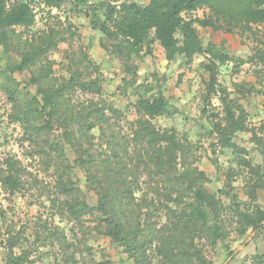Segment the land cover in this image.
Here are the masks:
<instances>
[{"label":"trees","instance_id":"16d2710c","mask_svg":"<svg viewBox=\"0 0 264 264\" xmlns=\"http://www.w3.org/2000/svg\"><path fill=\"white\" fill-rule=\"evenodd\" d=\"M67 3L68 13L64 10ZM199 10L207 13L193 17ZM71 13L84 15L89 28L101 35V50L120 61L121 91L125 94L130 89L135 97L134 121L127 122L123 112L105 100L102 71L82 47L77 27L69 19ZM38 14L45 20L34 31ZM197 27L246 36L251 54L233 57L222 46L204 45ZM155 43L167 62L181 60L188 65L201 57L198 67L207 76L203 104L211 106L214 98L220 103V112L208 113L205 106L201 110L209 124L206 134L215 141L214 148L230 152L238 169L228 172L226 184L214 193L204 188L209 180L203 172L183 165L191 152L187 138L153 123L156 117L170 115L163 86L136 83V58L150 55ZM61 44L67 45L62 56L64 73L57 75L51 56ZM0 51L4 56L12 52L18 59L9 64L8 75L0 72V85L14 82V73L27 72L28 85L35 88V95L12 116L23 127L25 141L37 146L40 158L54 162L46 152L48 139L43 140L45 146L37 140L59 133L58 141L48 148L58 159L53 178L58 202L55 205L53 200L52 207L60 219L82 225L83 217L93 218L94 231L109 239L133 264H209L205 246L220 244L231 257L227 242L242 239L249 231L255 237L264 232V209L256 203V192L264 189V172L243 158L247 152L233 141L238 133H250V143L264 155V124L249 127L239 98H230L231 92L218 82L221 67L229 66L231 74L237 75L245 65L254 68L257 83L264 81V0H149L146 5L119 0L93 4L87 0H0ZM235 87L237 94L256 92L264 98V90L253 84ZM5 92L12 98L16 88L5 87ZM122 121L131 132L126 141L115 132ZM108 147L112 149L104 155ZM116 148L121 149L120 154ZM71 164L84 173V185L95 196L93 204L72 180ZM243 172L248 176L245 185L250 203L241 206L228 191L233 176ZM22 173L18 160L4 157L0 161L1 189L10 196L20 191ZM144 178L151 182L141 189L140 179ZM154 178L166 188L153 184ZM223 198H229V203L224 204ZM224 215H231L236 224L229 231L234 233L232 240ZM4 219L0 211V220ZM6 235L5 244H0L6 252L5 264H24L26 252L16 250L19 237L10 229ZM55 242L59 248L67 244L58 228L50 233V245ZM255 258L256 264H264V254Z\"/></svg>","mask_w":264,"mask_h":264},{"label":"rangeland","instance_id":"374dc122","mask_svg":"<svg viewBox=\"0 0 264 264\" xmlns=\"http://www.w3.org/2000/svg\"><path fill=\"white\" fill-rule=\"evenodd\" d=\"M87 1L93 4L101 0ZM119 2H135L146 5L149 0H119ZM64 10L68 13V3L65 4ZM206 13L207 10H199L193 14V17L201 18ZM52 14H59L61 19L63 18V15L57 13L56 10H52ZM40 15L38 14L36 18L37 23L33 27L34 31L41 27L45 20V16H42L44 18L40 20ZM69 16L71 22L77 27L82 47L86 49L89 58L100 66L105 100L114 108L122 111L127 122L134 121L136 119L133 108L135 97L130 94V89L125 94L121 91L120 87L123 84L124 75L120 61L109 57L101 50L99 46L101 35L89 28L84 15L71 13ZM197 30L204 45L212 43L215 46H222L233 57L246 58L251 54V44L246 36L240 37L223 32H212L210 29L199 27ZM73 47L77 48L78 46L74 44ZM66 48V44H61L51 56V59L54 60L53 69L57 75L64 73L62 66L65 63L62 56ZM12 60H18L14 53L11 52L8 56H4L0 51V72H3L4 75H8V66ZM201 61V57H196L188 65H183L181 60L167 62L158 44H152L150 55L140 59L136 58V83L148 82L155 88L158 84L163 86V94L168 100L170 115L156 117L153 123L162 129H175L180 138H187L191 152L183 161V165L185 168H196L203 172L209 180L204 188L214 193L226 184V174L238 168L234 162L235 158L230 152L214 148L215 141L206 134L209 124L206 118L201 115V110L205 106L203 99L207 76L198 67ZM229 68L226 66L219 69L218 82L220 86L231 92L230 98L235 96L239 98V103L247 112V125L257 128L259 124H264V98L256 92L237 94L235 86L246 83L253 84L255 89L264 90V81L260 80V83H257L253 76L254 68L249 65L243 66L237 75H232ZM154 74L157 77H154ZM11 77L14 82H6L8 83L6 86L0 85V161L8 156L18 160L23 168V183L21 190L12 196L0 187V211L5 214L4 222L0 220V244H5L6 232L10 229L14 237H19L16 250L26 252L24 264H65V262L67 264H93V262L99 264H133V261L126 259V256L109 239L94 231L93 218L85 216L82 225H73L68 223L65 218L60 219L55 215L56 211L52 207V201L55 200V205L58 201L54 196L53 178L54 164L58 159L54 158V152L48 147L58 141L59 133L54 131L47 137L41 136L37 140V144L45 146L43 140L48 139L49 143L45 146L46 152L52 154L54 162L52 160L48 162L42 159L43 157L40 158L35 152L38 150L37 146L25 141L27 137L24 135L23 127L14 123L12 117L35 95V88L28 85L29 74L27 72L14 73ZM5 87L16 88L14 97H8ZM205 110L208 113L220 112V103L214 98L211 101V106H205ZM115 132L118 133V136H123L125 141L131 133L125 121L120 123V129L115 127ZM250 136L251 134L247 132L238 133L233 141L247 152V155L241 156L253 166L260 167L264 172V155L261 154L260 149L250 143ZM124 140L118 143H124ZM111 149L112 147H108L104 155L108 154ZM32 152L34 155L30 156ZM116 152L120 154L121 149L116 148ZM67 159L70 162L73 160L69 154H67ZM133 165L131 163L129 166L132 167ZM97 170L99 169H95V171ZM140 173L141 168H138L137 176ZM71 177L85 192L87 202L93 204L95 196L91 191H87L84 185V173L72 165ZM246 178L248 180L245 172L240 175L235 174L230 181V191H228L236 197L241 206L250 203L245 185ZM140 182L142 185L139 188L146 189L145 185L151 180L144 178L140 179ZM152 182L157 184L159 188H166L164 187L166 184L156 178L152 179ZM256 195V203L264 209V189L257 191ZM222 200L224 204L229 203V198ZM222 220H224L226 231L230 234L229 239L232 240L234 233L229 231L236 226L235 221L232 220L231 215H224ZM55 228H58L59 233L66 238L67 244L62 248H59L56 242L52 246L49 243L50 233L54 232ZM251 234L253 236L248 240ZM255 235L256 233L249 231L242 239L227 242L233 252L231 257L227 256L220 244L214 248L205 246V259L209 264H256L255 255L264 254V232H260L256 237ZM254 237L255 239H253ZM5 254L3 247H0V264H5ZM16 254L19 252L16 251Z\"/></svg>","mask_w":264,"mask_h":264},{"label":"water","instance_id":"95a60500","mask_svg":"<svg viewBox=\"0 0 264 264\" xmlns=\"http://www.w3.org/2000/svg\"><path fill=\"white\" fill-rule=\"evenodd\" d=\"M252 236H253V234H251V236H249L248 240L251 239ZM248 240H247V241H248ZM247 241H246V242H247ZM246 242H245V243H246ZM243 245H244V244H243Z\"/></svg>","mask_w":264,"mask_h":264}]
</instances>
